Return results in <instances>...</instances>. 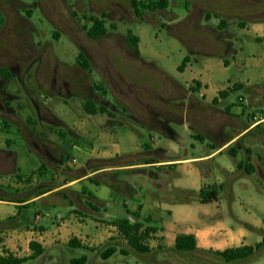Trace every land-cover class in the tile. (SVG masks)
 Here are the masks:
<instances>
[{
  "label": "rangeland",
  "instance_id": "374dc122",
  "mask_svg": "<svg viewBox=\"0 0 264 264\" xmlns=\"http://www.w3.org/2000/svg\"><path fill=\"white\" fill-rule=\"evenodd\" d=\"M168 2L166 8L147 10L137 16L129 0H0V103L13 105L10 118L15 125L19 124L17 114L22 118L27 115L33 118L35 108L41 120L49 123L52 117L44 108L48 106L65 123L74 127L81 122L85 103L92 102L98 106L107 105L113 110L112 137L107 148L111 149L113 144L118 143L121 148L129 150L130 153L122 154L124 161L121 165L141 161L147 155L143 148L145 143L156 150L169 148V155L175 154L172 150L177 144L172 135L166 136L163 131L169 129L167 125L175 132L177 140L186 143L190 153H201L199 141L189 135L184 125L192 124V119L199 117L198 126L205 129L201 113L207 107L197 108V113L195 104L198 101L205 104V101L197 91L189 96L190 88L196 86L195 81L187 84L193 74L190 70L182 73L177 66L189 54L192 59H197L193 69H201V57L193 54L191 48L199 46L206 49L203 43L216 44L220 50L216 52L217 56L211 57L208 66L207 93H211L212 88L224 87L229 81L240 79L248 81L251 87L231 90L228 99L241 104V96L258 105L255 99L259 96L257 91L264 88V60L260 61V56H255L256 67L237 68L232 64L226 68L221 57L222 48L224 51L227 44L221 30L227 26L242 37L251 36L255 48L264 53V43L255 41L253 34L240 26L264 22V0ZM102 13L107 32L92 39L83 28V24H90L84 16H101ZM204 17L213 19L217 25H203ZM129 32L140 38L139 53H135L126 42ZM79 54L87 59L89 68L79 64ZM242 56L249 57L246 51ZM105 118L106 114L97 116V129L101 130L100 125L105 124ZM47 126L39 128L37 124L33 128L37 133L41 130L47 132ZM15 134L11 131L3 135L15 139L12 147L20 149L25 141L19 135L14 138ZM48 137L53 138L51 135ZM190 142L196 147L193 148ZM94 145L101 147L99 143ZM66 153L67 168L78 167L85 160L83 153L74 149L69 148ZM153 154L159 158V152ZM72 157L76 158L75 163ZM102 163L100 160L90 162L92 166ZM157 172L158 177L155 178L130 168L114 173L118 179L132 183L138 194L126 196L120 192L119 184L109 186L121 210L123 199L129 205L143 202L153 210L156 203H173L188 194L176 187L179 179L187 180L184 185L192 184L182 172L175 171L173 167L161 168ZM0 187L14 193L21 190ZM255 195L258 201L250 209L261 214L264 211L263 192L255 191ZM47 211H52V208ZM41 222L51 224L44 217ZM151 239L148 241L155 245L147 252H139L127 243L117 241L115 245L119 252L100 261V264H264V243L246 258L226 261L213 251L180 252L167 245L157 246V241L155 243ZM96 247L99 248L98 245ZM125 248L128 252L121 253L120 250ZM24 252L26 246L21 251ZM77 256L76 251L67 247L65 255L59 256L60 263L49 262L47 255L43 254L31 263L20 264H70L68 259Z\"/></svg>",
  "mask_w": 264,
  "mask_h": 264
},
{
  "label": "crops",
  "instance_id": "0c3cea01",
  "mask_svg": "<svg viewBox=\"0 0 264 264\" xmlns=\"http://www.w3.org/2000/svg\"><path fill=\"white\" fill-rule=\"evenodd\" d=\"M203 21V25H217L213 19L204 17ZM240 26L250 31L255 41L264 43V22ZM221 31L227 44L224 51L222 48L221 57L226 68L232 64L237 68L256 67L255 56H260V61L264 60V53L255 48L251 36L242 37L227 26ZM203 45L206 49L190 47L193 54L201 57L202 68L194 70L193 63L197 59L187 54L188 61L180 70L182 73L190 70L193 74L187 84L195 81L196 86L190 88L189 96L192 97L193 91H197L205 101V104L198 101L195 110L202 109L204 105L207 107L201 113L205 129L199 128V117H194L192 124L184 125L189 135L199 141L201 153L196 155L188 151L185 142L177 140L175 132L167 125L169 129L163 131L166 136L172 135L177 144L176 149L172 150L175 154L169 155V148L156 150L145 143L143 148L147 155L141 161L121 165L124 161L122 154L130 152L118 143L113 144L111 149L107 148L108 140L112 137V118L115 116L107 105H104L105 112L97 113H90L83 106L80 124L71 127L48 106L44 107L52 117V121L46 123L48 126L41 120L35 107L33 118L28 115L22 118L17 114L19 124L15 125L10 118L13 105L0 103V186L21 189L14 193L0 187L1 256L11 254L16 258L26 257L28 259L22 263H31L46 254L49 262L60 263L59 256H64L68 247L79 256L86 257L84 264H100V261L119 252L115 242L127 243L112 223L119 218L141 221L144 226L156 228L145 241L149 249L155 245L153 240L155 243L157 241V246L173 248L179 233L193 234L198 250L204 251L243 245L255 247L258 243H264V211L257 214L250 209L258 201L255 191L263 192L264 196V88L257 91L259 96L255 100L258 105L241 96V104L228 99L231 90L251 87L248 81L240 79L229 81L224 87L212 88L208 94V66L211 57L217 56L216 52L220 49L216 44ZM245 51L248 58L242 56ZM223 90L227 93L220 96L219 92ZM221 103L222 107L219 106ZM199 110H196L197 113ZM99 114H106L107 117L105 124L100 125L101 130L96 128ZM37 124L39 128L47 126L49 130L37 133L33 128ZM11 131L16 133L14 138L19 135L24 139L25 144L20 149L12 147L15 139L3 135ZM95 143L101 147H96ZM189 144L196 147L192 142ZM69 148L83 153L85 157L84 162L73 169L67 168L65 163ZM158 152L159 158H156L153 153ZM95 160L103 163L92 166L90 162ZM165 167H173L190 178V186L183 184L187 180H178L176 187L188 193L183 199L173 203H156L153 210L143 202L129 205L123 199V210L120 209L119 201L109 186L119 184L120 192L126 196L138 194L132 183L118 179L114 176L115 172L130 168L138 170L141 175L149 174L155 178L158 177L157 170ZM209 188L217 189V198L202 202L199 192ZM48 208H52V211H47ZM42 217L51 224L41 222ZM71 238H76L81 246H69ZM150 238L153 243L148 241ZM31 241L43 248V252L33 258H29L33 253L29 246ZM25 246L26 252L21 253ZM110 247H114L115 252L102 258L101 252ZM77 257H70L69 263L71 258Z\"/></svg>",
  "mask_w": 264,
  "mask_h": 264
},
{
  "label": "trees",
  "instance_id": "16d2710c",
  "mask_svg": "<svg viewBox=\"0 0 264 264\" xmlns=\"http://www.w3.org/2000/svg\"><path fill=\"white\" fill-rule=\"evenodd\" d=\"M130 5L132 6L135 14L137 16H141L144 11L156 10V9H163L168 6V0H129ZM87 21L90 23L89 25L83 24V28L86 31L88 37L95 39L107 32V27L105 25V15L104 13L101 16L96 15H89L84 16ZM1 23V19H0ZM139 36L132 34L131 32L128 33L126 37V42L130 48L134 50L135 53H139L138 49V42ZM264 40V36H263ZM188 61V56H185L178 66L179 70H182L185 63ZM78 62L83 68H89V63L87 59L84 57L83 54L78 55ZM226 91H220L219 95L224 96L226 95ZM85 109L90 113H97V112H105L106 108L102 105L96 106L92 102L85 103ZM200 200L202 202H207L217 198V189L209 188V189H202L199 192ZM93 207V206H92ZM112 223L117 226L119 233L124 237L127 244L139 252H147L149 251V247L145 243L147 238L150 237L151 233L156 231L155 227L152 226H144V223L141 221H133L131 222L127 218H119L113 220ZM262 243H258L255 247L250 245H243L239 247L233 248H226L224 250H214L213 252L219 256H221L226 261H234L242 258H246L259 249ZM68 245L72 247L81 246L76 238H71L68 241ZM29 246L33 249V253L29 256V258L36 257L43 252V248L35 241H31ZM173 248L176 251L180 252H188L193 250H198L196 244V238L193 234L187 233H179L175 237V242ZM114 247H110L101 252L102 258H107L112 253L115 252ZM212 251V250H211ZM121 253H127V250L122 249ZM28 258H16L11 254L7 256L0 255V264H18L26 261ZM86 261V257L81 255L77 258H71L70 264H84Z\"/></svg>",
  "mask_w": 264,
  "mask_h": 264
},
{
  "label": "built area",
  "instance_id": "2783aa9c",
  "mask_svg": "<svg viewBox=\"0 0 264 264\" xmlns=\"http://www.w3.org/2000/svg\"><path fill=\"white\" fill-rule=\"evenodd\" d=\"M72 162H74V163L76 162V158L75 157L72 158Z\"/></svg>",
  "mask_w": 264,
  "mask_h": 264
}]
</instances>
